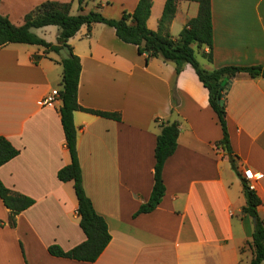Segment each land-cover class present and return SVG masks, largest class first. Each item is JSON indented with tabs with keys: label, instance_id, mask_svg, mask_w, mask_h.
Masks as SVG:
<instances>
[{
	"label": "crops",
	"instance_id": "0c3cea01",
	"mask_svg": "<svg viewBox=\"0 0 264 264\" xmlns=\"http://www.w3.org/2000/svg\"><path fill=\"white\" fill-rule=\"evenodd\" d=\"M43 1L0 0V13L21 25ZM55 1L71 3L72 14L99 10L119 18L139 0H85L82 9L78 0ZM165 1L153 0L147 21L152 30L158 29ZM211 11L213 60L196 51L201 65L264 66V0H211ZM197 12V2L178 0L171 35L177 38ZM32 31L53 44L62 42L58 25ZM68 43L82 65L79 103L120 115L74 112L83 186L111 239L95 261L48 252L52 243L69 250L86 239L73 183L57 175L70 162L61 99L44 104L53 89H62L59 61L68 52L8 43L0 45V135L20 153L0 166V179L35 201L12 226L0 197V264H250L254 221L243 211L239 173L251 168L259 174L254 185L264 218V77L239 72L226 92L233 166L219 144L222 127L208 89L190 63L178 73L172 61L147 60L103 22L82 25ZM174 120L179 134L163 168L164 196L154 210L135 215L154 184L159 122Z\"/></svg>",
	"mask_w": 264,
	"mask_h": 264
},
{
	"label": "trees",
	"instance_id": "16d2710c",
	"mask_svg": "<svg viewBox=\"0 0 264 264\" xmlns=\"http://www.w3.org/2000/svg\"><path fill=\"white\" fill-rule=\"evenodd\" d=\"M85 0H78L80 9ZM198 3V12L195 17L187 21L177 38H174L169 26L175 16L178 0H166L157 30L148 27L147 21L151 13L153 0H139L133 11L124 10L119 18L105 16L99 10L87 13L72 14L71 3L55 0H46L36 5L25 15L24 23L14 24L8 16L0 13V45L21 42L41 45L45 51L60 52L65 49L68 55L59 62L62 65V89L59 90L61 106L59 113L65 135V143L70 154V162L58 170V178L62 181H72L78 200V215L80 226L86 239L69 250H64L59 244L52 243L48 252L54 256L72 258L82 261H95L108 245L111 234L105 218L94 208L91 199L85 192L82 179V169L77 150V127L74 123V112L86 110L102 116L119 119L120 115L111 112L98 111L83 107L78 101V85L82 69L80 57L74 53L68 43L70 37L86 24L91 27L94 22H103L113 26L117 36L124 42L137 46L138 52L145 54L146 59L161 57L172 61L176 65V72H180L186 63H190L199 79L208 89L209 100L216 112L222 127V139L219 144L230 154L234 166V158L230 145L229 132L226 120V92L232 79L239 72H246L252 77L263 76V65L241 66L225 65L214 69L204 68L197 55L194 45L199 48L201 55L208 61L213 60V23L211 0H189ZM46 25L60 27V44H53L36 35L32 29ZM208 48V51L205 50ZM227 78L228 82L220 91L221 82ZM223 99V104L220 103ZM160 132L155 146L154 184L148 200L142 203L135 215L154 210L164 196L166 186L163 179V168L167 158L177 147L179 122H159ZM20 153L5 136L0 135V166ZM246 203L243 211L249 214L254 221L252 239L249 245L252 248L250 264H262L264 261V218L258 212L262 199L255 189H251L246 179L239 173ZM0 197L4 205L10 210L9 223L16 225V216L34 203L30 196L8 188L0 179Z\"/></svg>",
	"mask_w": 264,
	"mask_h": 264
},
{
	"label": "built area",
	"instance_id": "2783aa9c",
	"mask_svg": "<svg viewBox=\"0 0 264 264\" xmlns=\"http://www.w3.org/2000/svg\"><path fill=\"white\" fill-rule=\"evenodd\" d=\"M59 98L60 99V94H59V90L57 89H53L45 98L44 100V104H53L56 99ZM242 176L246 179L249 187L251 189H255V181L256 178H258L259 174L256 173L253 169L251 168H245L242 172Z\"/></svg>",
	"mask_w": 264,
	"mask_h": 264
},
{
	"label": "water",
	"instance_id": "95a60500",
	"mask_svg": "<svg viewBox=\"0 0 264 264\" xmlns=\"http://www.w3.org/2000/svg\"><path fill=\"white\" fill-rule=\"evenodd\" d=\"M58 40H62V38L60 37ZM228 82V79L225 78L222 82H221V85H220V91H222L224 85ZM220 103L223 104V99L220 98Z\"/></svg>",
	"mask_w": 264,
	"mask_h": 264
},
{
	"label": "rangeland",
	"instance_id": "374dc122",
	"mask_svg": "<svg viewBox=\"0 0 264 264\" xmlns=\"http://www.w3.org/2000/svg\"><path fill=\"white\" fill-rule=\"evenodd\" d=\"M195 48V47H194ZM195 51H198V54L201 53V51L199 50V48H195ZM197 55V54H196Z\"/></svg>",
	"mask_w": 264,
	"mask_h": 264
}]
</instances>
